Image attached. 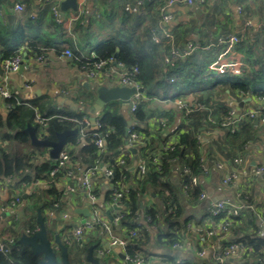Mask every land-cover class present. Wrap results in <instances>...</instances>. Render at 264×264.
<instances>
[{"label":"crops","instance_id":"1","mask_svg":"<svg viewBox=\"0 0 264 264\" xmlns=\"http://www.w3.org/2000/svg\"><path fill=\"white\" fill-rule=\"evenodd\" d=\"M135 1L76 0V10L68 9L62 13L63 0H0V82L3 76L1 62L10 47L22 55V68L10 76L8 89L17 100L33 104L35 112L40 110L46 114L58 110L97 119L107 111L118 113L135 125L138 123L134 114L124 110L120 101L109 102L98 111L94 108L96 89L112 85L108 69L91 79L79 71L77 59L63 56L66 49L80 59H88L96 57L98 48L109 44L132 47L135 56L145 59L151 66L152 84H158L150 85V94L145 89L142 93L138 109L145 117L140 125L145 135H140L141 142L135 147L136 154L130 155L128 169L133 178H137V165L143 156L159 158L167 147L175 145L179 134L190 132L196 139L201 163L194 176L199 194L192 196L183 189V164L195 159L187 151L182 158L171 161L166 175L159 179L160 185L145 183L143 193L136 198L133 216L128 204H115L119 210L112 209L110 218L119 215L122 220L118 226L111 227L113 236H123L130 230L142 233L143 249L155 253L144 259L145 264H180L188 260L215 264L214 256L226 242L216 230L219 220L211 217L208 209L220 200L232 202L245 197L252 210L235 219L227 239H256L262 246L258 250L247 248L243 261L248 264L264 261V226L261 223L264 219V181L255 174L257 167L264 166V125L243 116L250 110L263 111L264 104L254 95H243L224 84V81L233 82L238 78L264 84V0H204L201 5L177 4L167 8L166 13L171 15L168 21L161 20L158 10L166 0H142L140 12H125L124 5ZM16 5H22L23 10L15 12ZM237 7L241 8L240 12ZM53 8L58 10L59 22L55 21ZM247 21L252 26H245ZM150 28L170 33V44L153 45L148 39ZM231 35L240 37L241 41L231 48L217 43L220 37ZM31 43L37 46L38 52L29 48ZM188 44L194 47L184 56ZM171 48L179 52V57L175 65L165 71L162 57ZM38 56L41 61L36 60ZM216 60L218 63H241V73L219 75L209 70V65ZM229 75L232 79L227 80ZM170 77L175 78L174 84L168 82ZM244 99L250 101L240 108L239 103ZM231 110L235 113L234 120L224 128L220 124ZM7 112L0 99L1 117L4 118ZM5 133L8 131L3 121L0 127L3 149L11 150L12 144L3 138ZM83 143L81 139L80 143L64 146L69 155L68 165L61 168L64 175L54 179L53 185L44 180L29 185H16L12 179L0 182V244L11 240L18 243L26 230L35 231L39 210L51 240L55 234L63 244L66 236L70 240L69 247L65 245L69 260L73 264H90L73 230L83 221L111 222L106 212L114 204L106 201V193L112 191L113 186L111 179L101 174L94 184L95 200L89 201L79 183L89 168L79 162ZM146 144L152 148L145 150ZM27 151L34 152L33 146L29 145ZM41 155L32 158L39 162L48 159V150L44 149ZM235 159L240 162L235 164ZM66 170L72 174H65ZM232 170L235 177L224 184L223 179ZM52 188L54 192L50 194ZM158 193L166 198L175 196L181 211L179 221H187L179 249L160 248L155 241L157 228H148L144 214L147 208L157 213L158 225L163 226L165 208ZM200 193L204 198H200ZM14 197H19L20 202L12 208L9 203ZM34 204L38 209H26ZM83 212L93 214V218L85 219ZM126 215L132 217L126 219L124 226ZM145 229L148 232L146 238ZM98 250L102 252L101 257L96 252L92 257L99 264H129L120 257L125 251L117 246L103 242ZM200 251L205 253L201 258L197 256ZM138 253L136 255L142 256ZM164 255L168 257H162Z\"/></svg>","mask_w":264,"mask_h":264},{"label":"trees","instance_id":"2","mask_svg":"<svg viewBox=\"0 0 264 264\" xmlns=\"http://www.w3.org/2000/svg\"><path fill=\"white\" fill-rule=\"evenodd\" d=\"M35 44H29V48L36 50ZM118 49V50H117ZM117 50V51H116ZM36 52H38L36 50ZM17 52L13 48H8L7 53L4 56V60H7L14 56ZM108 56H113L118 62H121L126 68L130 69L137 67L139 72L136 75V81H138L141 86L150 94V85L152 84V69L149 63L142 58L136 57L132 47L123 44H109L107 46L98 48L96 50V58H105ZM80 59L78 56H75ZM3 60V61H4ZM83 60V59H80ZM2 61V62H3ZM1 62V63H2ZM175 65V62L173 66ZM172 66V67H173ZM169 67V68H172ZM227 80L232 79L229 75L226 77ZM154 82L152 85H157ZM224 84H229L233 89L242 92L243 95L251 94L263 100L264 102V84H255L254 82H246L244 79H235V81L227 82ZM11 109L3 115H0V127L3 126V121L5 122V127L8 133H5L3 138L12 144L11 150L0 149V182L6 181L7 179H12L16 185L22 184H33L35 181L44 180L50 181L49 183L53 185L54 179L59 175H64V172H60L61 168H58L57 160H52L50 158L43 159L40 162L36 161V158L32 156L41 155L45 148L33 147L34 152L30 153L27 151L29 148V136L24 131L26 126L29 124L34 128L38 138L47 139L49 141H56V135L65 131L76 129V123L71 121L58 122L53 116L55 115H65L71 116L76 120H81L85 115L80 113L69 114L61 111H52L50 113H41L40 110L35 112L34 105H29L27 102L17 100L13 98L11 100ZM264 112V110H263ZM36 114L41 115L44 118H50L48 120V126L46 132L41 134L39 131V125L35 121ZM134 118L138 124H135V132L140 136L145 135V131L140 127L141 123L145 120L142 112L137 108L134 113ZM97 123L99 124L98 129L89 130L85 133V136L81 138L78 134L71 135L67 137V143L77 144L80 140H83V145L79 151V162L81 166L93 167L103 165L111 168L113 176L111 179V184L115 190H120L122 188H127L128 193L125 198L120 200L117 204L123 203L128 204L130 207V213L133 216L136 210V198L139 194L143 193L145 183L151 182L152 186L160 185L159 179L164 177L169 169L171 161L182 158L184 153L189 151L195 159L191 162H185L184 167L189 169L188 175H182L181 181L182 185L186 187V193L189 192L192 196L198 195L199 192L196 189L197 186H193L191 183V177L196 176L199 172V165H201L200 160L197 156V142L194 136L187 131L178 135L177 142L173 146L167 147L159 156V158H154L152 155L143 156L144 161L147 162L146 174L142 177L137 175V178H133L132 172L128 169V164L131 162V152L127 148V138L126 127L127 120L124 119L118 113L103 112V114L97 118ZM93 133H98L97 137H101L104 141L103 149L97 151L93 143ZM180 133V132H179ZM145 150H150L152 145L146 144L143 147ZM43 155H41L42 157ZM120 156L124 157L125 165H118L117 159ZM154 160V162H153ZM53 176L50 173L55 170ZM64 169V168H62ZM67 170L65 171V174ZM131 183V185H130ZM127 185V186H126ZM164 188V187H163ZM54 192L53 188L49 191L50 194ZM95 192V191H94ZM162 202L165 208V215L162 227H160L157 221V213L151 209H145V218L149 219L148 228L155 226L157 232L155 235L156 244L160 248H172L174 244L179 243L182 237L187 221L180 222V207L178 205L175 196H162ZM106 201L108 203L112 202V191L106 193ZM36 204L27 207L29 211H34ZM131 215H126L123 217V225L127 222L126 219L132 217ZM219 220V218H216ZM122 220V219H121ZM147 230L144 231L145 238L147 237ZM243 245L245 251L247 248H253L254 250L260 249L262 244L256 239L243 238L239 241H235ZM103 243V232L101 223L94 224V231L88 235L83 243L84 252L92 247V256L95 251L98 250ZM7 252L0 251V264H38L40 258L33 256L28 247H24L18 244L15 240L11 243H7ZM142 240H131L125 247V254L129 256H134L138 252H141L142 257L147 259L148 256H155L150 250L143 249ZM139 254V253H138ZM245 255V254H244ZM162 257H168L166 255ZM172 261V260H170ZM169 261V262H170ZM171 263V262H170ZM172 264V263H171ZM180 264H206L204 262L197 261H184ZM222 264H233L231 261H225Z\"/></svg>","mask_w":264,"mask_h":264},{"label":"built area","instance_id":"3","mask_svg":"<svg viewBox=\"0 0 264 264\" xmlns=\"http://www.w3.org/2000/svg\"><path fill=\"white\" fill-rule=\"evenodd\" d=\"M204 0H166L165 3L161 4L159 6V13L161 14V20L168 21L171 19V15L166 13L167 8H170L177 4H186L188 6L194 5V4H203ZM143 7V1L142 0H136L134 3H126L124 5V11L128 13H138L142 10ZM241 8L237 7V11L240 12ZM23 10L22 5H16L14 6L15 12H21ZM53 15L56 22H59V13L56 8H53ZM245 26H252V24L247 21L245 23ZM148 39L149 41L155 45V46H163V45H169L172 41V35L160 28H150L148 32ZM241 41L240 37H237L235 35L227 36V37H220L217 40L218 44L226 45L227 48H231L232 46L238 44ZM193 44H188L187 49L184 50L183 55H187L189 53V50L193 49ZM63 56L69 57L72 60L78 61V69L85 75H87L89 78L93 79L97 76V74L104 70L108 69L110 80L113 85L117 86H124V87H134L135 89L141 88V84L136 81V75L138 74L139 70L137 67L133 68H126L121 62H118L113 56H108L105 58H99L97 59L95 56L79 60L76 58L72 52L68 49L64 50ZM177 57H179V52L175 50L174 48H171L167 54H163L162 61L163 66L165 67V71L167 68L172 67L174 62L176 61ZM37 61H41V58L38 56L36 57ZM22 65V55L17 52L14 56L11 58L4 60L1 63V70L3 73L2 80L0 82V99L2 101L3 110L9 111L12 107L11 100L14 98L13 95L10 93L8 89V81L10 79V76L15 74L20 66ZM241 63L239 62H227V63H218V60H216L214 63L209 65V70L216 72L219 75L225 74L227 72L233 74V75H239L241 73ZM168 82L170 84H174L176 82L174 77H170L168 79ZM26 88V87H25ZM142 93L136 92L130 97V103L128 110L131 114H134L138 108V105L140 101L142 100ZM263 104V100H260ZM180 104L182 102H179ZM183 107H188L186 103H182ZM245 118H247L250 121H257L258 124L264 125V112L261 110H250L248 112H245L243 114ZM235 117V113L233 110H231L228 115L225 117V121L222 122L220 125L224 128H226L231 122H233ZM58 122L63 121H71L77 124L79 128L77 127V134L83 138L85 136V133L89 130L98 129L99 124L97 123V119H95L94 127H91V123L89 122V119L87 117H83L81 120H76L74 118H71V116H65V115H55L53 116ZM50 118H44L39 114H36L35 121L39 125V131L41 134H44L46 132L47 126H48V120ZM135 125L131 121V124L126 127V135L127 138V148H135L137 145L141 142V137L135 132L134 129ZM93 143L97 149V151H101L103 149L104 141L101 137H97L98 133H93ZM3 148V140L0 136V149ZM58 162V168H66L69 161V155L65 148H63L57 157ZM154 162V160H153ZM240 162V159H235L234 163L238 164ZM118 165H125L123 158L117 159ZM220 167V166H218ZM55 170H53L50 175L53 176L55 174ZM147 171V162L144 160H141L137 165V175L139 177H142L146 174ZM101 172V173H100ZM182 175H188L189 169L187 167H183L181 171ZM68 175H71L72 173L68 170ZM103 175L106 178H111L113 176V173L111 171V168L103 165L99 167L93 166L89 167L88 170L82 175L80 179V187L82 190L86 193L87 198L92 203L95 200V194H94V184L97 182L98 177L100 175ZM255 174L259 176L262 181H264V166H259L255 169ZM235 177V173L232 170L224 179L223 183L226 184L229 181H231L232 178ZM38 181H35L34 183H37ZM191 183L193 186H197V179L192 176L191 177ZM184 191L186 192V187L183 186ZM70 191H73V188H69ZM128 189L122 188L120 190H115V188H112V202L110 205H117V203L125 198L127 196ZM200 198H204V194L200 193ZM244 198H237L235 201L229 202L226 200H220L216 202L211 208L208 209V213L211 217L219 218V223L217 225V233L220 234V236L225 240V245L216 252L214 256V262L215 264H222L225 261H235L237 264H248L243 261V257L245 254V249L242 244L237 243L235 241L227 239L230 237L231 230L234 224V221L236 218L241 216L242 213H246L252 210L251 206H248L245 202ZM20 202L19 197H14L10 203L9 206L14 208L15 204ZM68 217V216H65ZM121 220V216L116 215L110 223H105L101 220L96 221H85L84 223H81L79 226H77L73 230V235L78 240L79 246L83 247V243L85 238L90 235L94 231V224L101 223L102 226V232H103V242L107 243L109 246H117L121 248L123 251H125V247L131 240H142L143 234L139 233L134 230L128 231L125 235L116 237L113 236L111 232L112 226H118ZM149 221V219H147ZM262 225L264 226V219L261 220ZM29 230L25 231V234H31ZM9 241V243H11ZM64 245L68 246L70 245V240H68V237L66 236L64 238ZM174 249L181 248L180 243L174 244L172 246ZM7 246L6 244H0V251L7 252ZM96 255L100 258L102 255V252L99 250H96ZM204 251H200L197 253V256L199 258L204 256ZM124 260L129 264H145V260L142 256L134 255L129 256L124 254ZM254 264H264V261H261L259 263Z\"/></svg>","mask_w":264,"mask_h":264},{"label":"water","instance_id":"4","mask_svg":"<svg viewBox=\"0 0 264 264\" xmlns=\"http://www.w3.org/2000/svg\"><path fill=\"white\" fill-rule=\"evenodd\" d=\"M61 12L64 13L66 10H76V0H63L60 6ZM11 19V16H9ZM22 66H20V69ZM1 74V72H0ZM138 93H143L144 88L135 89L134 87H124L117 85L109 86H99L96 89V99L94 102V108L96 111L100 110L105 104L112 101H120L121 106L124 110H128L130 97ZM250 99H244L239 103V107L243 108V105L249 102ZM239 107L237 110H239ZM91 127H94L95 118H89ZM257 122V121H256ZM131 124V120H127V126ZM29 136V144L33 147H41L48 150V157L52 160H56L59 152L67 144V137L77 134V129L65 130L56 135V141H49L47 139L38 138L33 127L29 124L24 130ZM131 154L135 155L137 148H129ZM114 210H119V207L113 205L112 208L107 210L106 215L111 220L109 213ZM84 218H93V214L82 213ZM37 229L31 234H23L18 240V244L28 247L33 256L39 257L40 260L38 264H73L68 257L67 247L60 241L57 234L54 235L53 240H51L47 234L43 217L39 210L36 215ZM83 221L82 223H84ZM106 249H109L106 246ZM59 256V258H58ZM124 258L123 255H120ZM86 261L90 264H99L96 259L92 257V247L88 248L86 251Z\"/></svg>","mask_w":264,"mask_h":264}]
</instances>
